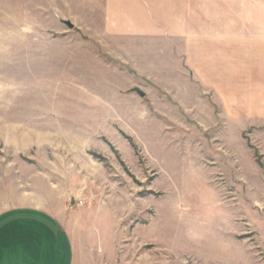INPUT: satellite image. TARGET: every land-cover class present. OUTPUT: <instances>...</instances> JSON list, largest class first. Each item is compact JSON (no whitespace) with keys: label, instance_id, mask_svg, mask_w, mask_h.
I'll return each instance as SVG.
<instances>
[{"label":"rangeland","instance_id":"rangeland-1","mask_svg":"<svg viewBox=\"0 0 264 264\" xmlns=\"http://www.w3.org/2000/svg\"><path fill=\"white\" fill-rule=\"evenodd\" d=\"M263 62L264 0H0L14 264H264Z\"/></svg>","mask_w":264,"mask_h":264},{"label":"crops","instance_id":"crops-1","mask_svg":"<svg viewBox=\"0 0 264 264\" xmlns=\"http://www.w3.org/2000/svg\"><path fill=\"white\" fill-rule=\"evenodd\" d=\"M263 66H264V62H263ZM257 116L259 118L260 116H264V114H262V115L257 114ZM33 209L39 210L37 208H33ZM0 241H1L0 242V263H5V262H7V260L12 261L14 259L12 261L14 264L15 260L19 262L18 258H21V259H23V258L28 259L29 258L30 259V258H45V257L55 256V253H53V252H47L46 253V252L34 251V250H31L29 252H26V250H23L25 252L19 253L16 251L17 247H18L16 245L17 241L16 242L12 241L13 243H15L14 244L15 246L13 248L14 250L9 248L7 245L3 244L2 240H0ZM19 264H21V263H19Z\"/></svg>","mask_w":264,"mask_h":264},{"label":"water","instance_id":"water-1","mask_svg":"<svg viewBox=\"0 0 264 264\" xmlns=\"http://www.w3.org/2000/svg\"><path fill=\"white\" fill-rule=\"evenodd\" d=\"M64 23L68 26L69 29H74V25L71 22L65 21ZM136 92H138L140 96H144V94L140 93L138 90H136Z\"/></svg>","mask_w":264,"mask_h":264}]
</instances>
